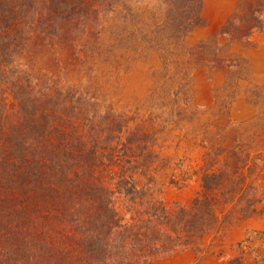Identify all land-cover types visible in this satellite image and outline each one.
I'll list each match as a JSON object with an SVG mask.
<instances>
[{
	"label": "trees",
	"instance_id": "obj_1",
	"mask_svg": "<svg viewBox=\"0 0 264 264\" xmlns=\"http://www.w3.org/2000/svg\"><path fill=\"white\" fill-rule=\"evenodd\" d=\"M150 2L155 26L171 31L161 39L178 40L203 21V0ZM119 4L0 0V264H152L237 215L263 212L261 154L241 144L206 152L189 206L153 195L154 145L166 121L150 115V129L131 125L99 95L151 33L130 5L120 19ZM176 177L170 183L179 185ZM249 246L227 264H264Z\"/></svg>",
	"mask_w": 264,
	"mask_h": 264
},
{
	"label": "rangeland",
	"instance_id": "obj_2",
	"mask_svg": "<svg viewBox=\"0 0 264 264\" xmlns=\"http://www.w3.org/2000/svg\"><path fill=\"white\" fill-rule=\"evenodd\" d=\"M161 1L121 0L120 19L128 5L142 14L151 25L149 42L126 53L99 95L115 103L131 125L150 129V115L166 121L154 145L152 173L159 181L153 195L167 205L189 206L202 188L206 152L238 144L261 154L256 183L264 198V0H203L202 23L178 40L159 37L171 31L155 26L161 18L147 3ZM178 163L181 169H175ZM173 172L179 185L170 183ZM257 206L262 214L237 215L230 227L152 264H227L246 244L264 263V200Z\"/></svg>",
	"mask_w": 264,
	"mask_h": 264
}]
</instances>
